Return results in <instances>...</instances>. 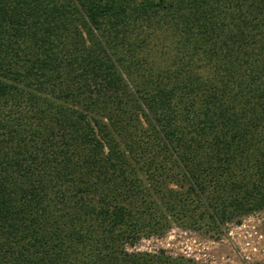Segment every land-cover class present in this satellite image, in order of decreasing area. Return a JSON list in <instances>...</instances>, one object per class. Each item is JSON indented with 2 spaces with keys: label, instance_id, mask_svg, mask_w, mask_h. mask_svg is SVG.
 <instances>
[{
  "label": "trees",
  "instance_id": "16d2710c",
  "mask_svg": "<svg viewBox=\"0 0 264 264\" xmlns=\"http://www.w3.org/2000/svg\"><path fill=\"white\" fill-rule=\"evenodd\" d=\"M263 210L264 0H0V264Z\"/></svg>",
  "mask_w": 264,
  "mask_h": 264
},
{
  "label": "rangeland",
  "instance_id": "374dc122",
  "mask_svg": "<svg viewBox=\"0 0 264 264\" xmlns=\"http://www.w3.org/2000/svg\"><path fill=\"white\" fill-rule=\"evenodd\" d=\"M228 223L220 234L195 231L173 224L161 237L141 239L130 252L192 259L198 264H264V210Z\"/></svg>",
  "mask_w": 264,
  "mask_h": 264
}]
</instances>
